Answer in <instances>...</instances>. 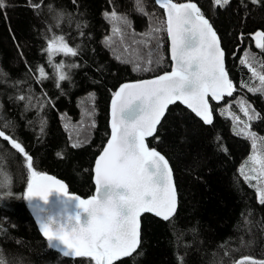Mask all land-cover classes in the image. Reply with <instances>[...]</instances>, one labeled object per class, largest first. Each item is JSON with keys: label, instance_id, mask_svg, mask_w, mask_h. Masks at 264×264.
Returning <instances> with one entry per match:
<instances>
[{"label": "trees", "instance_id": "obj_1", "mask_svg": "<svg viewBox=\"0 0 264 264\" xmlns=\"http://www.w3.org/2000/svg\"><path fill=\"white\" fill-rule=\"evenodd\" d=\"M191 1L219 33L226 69L237 90L221 104L223 115L213 104L212 125L179 103L169 107L149 145L170 161L178 210L169 221L145 215L138 251L114 264H232L244 255L264 259V205L240 173L243 167L250 174L253 167L251 141L236 135L232 118L226 116L229 102L239 112L238 101L245 98L259 114L247 121L251 131L264 137V95L241 87L242 82L259 86V81L239 63L247 51L250 62L264 71V52L251 39L255 31L264 30V0H230L223 7L214 0ZM37 2L7 0L0 12V125L9 123L8 131L33 157L37 171L89 197L94 192V161L110 134L112 94L123 82L171 69L167 32L152 31L163 28L166 17L155 0H141L148 15L138 10L136 0H39L40 8L30 6ZM113 10L126 17L130 27L105 17ZM114 27L122 32L114 33ZM53 35H64L78 52L75 57H55L66 65L69 79L64 81L56 79L47 63L45 48ZM106 37L113 38L111 46ZM149 58L150 71H134L137 63L145 67ZM72 63L78 66L68 67ZM37 66H44L49 76L42 83L36 82ZM21 95L26 99L19 100ZM75 142L81 146L74 148ZM258 150L264 152V141ZM27 178L23 155L0 139V184L5 186L0 189V264H89L88 258L65 257L49 247L24 199ZM9 183L11 196L5 195Z\"/></svg>", "mask_w": 264, "mask_h": 264}, {"label": "snow or ice", "instance_id": "obj_2", "mask_svg": "<svg viewBox=\"0 0 264 264\" xmlns=\"http://www.w3.org/2000/svg\"><path fill=\"white\" fill-rule=\"evenodd\" d=\"M136 2L141 5V0ZM155 3L165 10L166 21L163 28H155L152 31L158 33L166 30L174 64L170 72L154 79L125 83L112 94L110 139L94 165L95 195L88 199L70 195L67 185L61 180L37 171L33 157L8 131L9 123L0 125V139L7 141L26 161L28 178L24 199L35 213L49 247L58 249L65 257L88 258L89 264H114L123 257L131 256L140 246V218L143 213H153L164 221H169L177 210L173 170L161 152L149 147L146 138L154 136L157 125L165 116L169 105L177 101L191 109L205 125H212L213 110L209 97L215 102H220L225 96L232 97L237 90L225 67V52L221 48L220 38L197 4L177 3L174 0H155ZM214 3L223 7L228 5L230 0H214ZM252 3H260V0H252ZM7 6V0H0V12ZM30 6L40 8L41 3L38 0ZM48 8L52 11L51 5ZM138 10L148 15L142 5ZM104 15L110 21H121L130 27L126 17L119 16L115 10ZM113 32L121 33L122 29L114 27ZM154 39L159 47V37ZM251 39L255 47L264 52V30L255 31ZM105 43L111 46L113 38L106 37ZM45 52L48 65L55 70L56 79H69L64 71V61L55 62L57 55H78L77 50L66 42L65 36L53 35L49 38ZM152 63L151 58L143 68L137 63L134 71H150ZM239 63L250 70L254 80L259 81V86H249L248 83L242 82L241 87L246 88L248 92L264 95V71H258L250 62L247 51L243 53ZM77 66L74 63L68 65ZM261 68H264V64H261ZM48 78L45 67L37 66L36 82L42 83ZM56 86L59 87V83ZM44 95L46 96V93ZM18 99L23 101L26 97L21 95ZM238 106L248 122L259 118V114L255 113L245 98H240ZM231 107L232 103L229 102L227 109L230 110ZM224 111L221 109V115ZM229 115L234 121L235 134L251 141L252 155L249 160L253 167L250 174H245L243 167L240 173L244 180L256 189L258 201L264 205V152L258 150V141H264V137L258 138L256 133L250 131V124L241 121L235 113L229 111ZM241 124L243 126L238 127ZM92 127H95L94 121ZM72 146L80 147L81 144L75 142ZM4 187L0 184V189ZM53 193L60 194L63 198V210L60 212L50 211L46 207ZM5 195H12L10 183ZM34 198H39L41 203H34ZM67 202H74V212L68 211ZM232 264H264V259L244 255L238 260H233Z\"/></svg>", "mask_w": 264, "mask_h": 264}, {"label": "water", "instance_id": "obj_3", "mask_svg": "<svg viewBox=\"0 0 264 264\" xmlns=\"http://www.w3.org/2000/svg\"><path fill=\"white\" fill-rule=\"evenodd\" d=\"M174 2H176V1H174ZM187 2H191V1H185V2H177V3H187ZM195 3V2H194ZM158 5V4H157ZM159 6V5H158ZM163 11H164V15H165V17H166V12H165V10L163 9ZM205 18L206 19H208L209 20V18L208 17H206L205 16ZM209 22L212 24V22L209 20ZM212 26H213V24H212ZM213 28H214V30L216 31V33H217V35L219 36V38H220V35H219V33L217 32V30L215 29V27L213 26ZM168 42H169V56H170V60H171V52H170V38L168 37ZM220 44H221V48L223 49V47H222V43H221V38H220ZM224 50V49H223ZM224 52H225V50H224ZM171 63H172V66H171V70H172V67H173V64H174V62L171 60ZM225 67H226V53H225ZM170 70V71H171ZM170 71H168V72H170ZM164 74V73H163ZM155 78V77H154ZM154 78H149V79H154ZM229 78H230V76H229ZM143 80H146V79H143ZM140 81V80H139ZM135 82H138V81H130V82H126V83H135ZM123 84H125V83H123ZM122 84V85H123ZM122 85H120L119 86V88L122 86ZM119 88L116 90V91H118L119 90ZM235 93V92H234ZM234 93H233V95H234ZM225 97H227V96H225ZM224 100V99H223ZM222 100V101H223ZM222 101H220V102H215V101H213L212 99H211V97H209V103H210V106H211V108H212V110H213V104H212V102H214L215 104H219V103H221ZM177 103H180V104H182L181 102H179V101H177L175 104H177ZM172 105H174V104H172ZM171 105H169V107H170ZM182 106H184L185 108H187V106L186 105H184V104H182ZM169 107H168V109H169ZM188 109V108H187ZM190 111H191V109H189ZM168 111V110H167ZM167 111H166V113H165V115L167 114ZM192 112V111H191ZM193 113V112H192ZM194 115H195V113H193ZM165 117V116H164ZM163 117V118H164ZM163 118H162V120H163ZM199 118V117H198ZM200 119V118H199ZM162 120H161V122H162ZM201 120V119H200ZM202 121V120H201ZM161 122H160V124H161ZM203 122V121H202ZM213 122H214V112H213ZM109 123H110V128H111V103H110V120H109ZM159 124V125H160ZM159 125H157V129H158V127H159ZM157 132V131H156ZM156 134V133H155ZM154 134V135H155ZM148 138H150V137H148ZM148 138H146V143H147V139ZM109 139H110V136H109ZM107 143V142H106ZM105 146H106V144H105ZM104 146V147H105ZM157 150V149H156ZM157 151H159V150H157ZM160 152V151H159ZM101 154V153H100ZM99 154V155H100ZM161 154L162 155H164L162 152H161ZM165 156V155H164ZM166 157V156H165ZM98 158V157H97ZM167 158V157H166ZM168 159V158H167ZM169 161V160H168ZM169 164H170V161H169ZM94 165H95V162H94ZM94 165H93V183H94V192H93V195H95V182H94ZM170 166H171V164H170ZM172 167V166H171ZM172 170H173V168H172ZM50 175V174H49ZM53 176V175H52ZM57 178V177H56ZM173 178H174V182H175V186H176V191H177V210H178V205H179V194H178V189H177V184H176V180H175V176H174V171H173ZM57 179H59V178H57ZM59 180H61V179H59ZM63 183H65L63 180H61ZM66 184V183H65ZM67 185V184H66ZM68 187V186H67ZM68 192H69V189H68ZM69 194L70 195H77V196H80V195H78V194H76V193H71V192H69ZM92 195V196H93ZM82 199H88V198H91V196L90 197H88V198H84V197H82V196H80ZM62 197L60 196V194H57V193H53L51 196H50V198H49V201H50V203H49V205L48 206H46V207H48L49 208V210L50 211H56V212H60V211H62L63 210V205H62ZM34 203H41V201L39 200V198H34V201H33ZM67 206H68V211L69 212H74L75 211V204H74V202H67ZM32 210V209H31ZM177 210H176V212H177ZM32 214H33V218L35 219V222L37 223V225H38V227L40 228V226H39V223H38V221H37V218H36V215H35V213L33 212V210H32ZM146 214H150V215H152V216H155L153 213H143L142 215H141V229H142V217L144 216V215H146ZM176 214V213H175ZM174 214V215H175ZM85 216L87 215V214H84ZM155 217H157V216H155ZM157 218H159V219H161V220H163L162 218H160V217H157ZM164 221V220H163ZM141 229H140V231H141ZM141 238H142V232H141ZM140 245H141V243H140ZM140 247V246H139ZM139 247L137 248V250L139 249ZM136 250V251H137ZM135 253V252H134ZM133 253V254H134ZM132 254V255H133ZM75 258H79V257H75ZM123 258H126V257H123ZM122 259V258H121Z\"/></svg>", "mask_w": 264, "mask_h": 264}, {"label": "rangeland", "instance_id": "obj_4", "mask_svg": "<svg viewBox=\"0 0 264 264\" xmlns=\"http://www.w3.org/2000/svg\"><path fill=\"white\" fill-rule=\"evenodd\" d=\"M227 105H228V104H227ZM227 105H226V116L232 118V117L229 115V111H231V112L235 113V115L239 116L241 121H245V122H247V118L243 115V113H242L241 111L237 112L235 109H231V110H228V111H227ZM251 108H252V107H251ZM250 114H251V113H250ZM232 120H233V119H232ZM233 122H234V121H233ZM250 126H251V124H250ZM250 131H251V128H250ZM251 132H252V131H251ZM260 144H261V141H258V147L260 146ZM241 168H242V167H241ZM241 168H240V169H241Z\"/></svg>", "mask_w": 264, "mask_h": 264}]
</instances>
